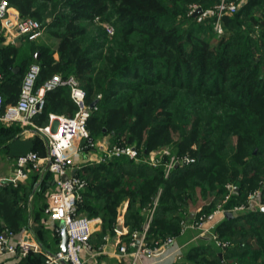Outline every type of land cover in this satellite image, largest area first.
Segmentation results:
<instances>
[{"label":"trees","instance_id":"obj_1","mask_svg":"<svg viewBox=\"0 0 264 264\" xmlns=\"http://www.w3.org/2000/svg\"><path fill=\"white\" fill-rule=\"evenodd\" d=\"M9 1L47 34L37 42L0 40L5 106L18 102L26 74L38 64L36 90L56 75L79 81L87 103L98 108L87 125L95 141L110 136L112 144L141 152L139 162L119 157L85 164L77 172L88 182L78 213L101 220L100 242L121 229L118 218L127 202L126 246L133 250V234L142 230L158 199L147 247L174 236L182 244L191 240L176 264H264V211L231 212L252 194L264 205V0H248L225 16L221 36L213 18L198 22L190 14L193 5L206 9L220 0ZM45 99L34 118L38 128L50 124V115L77 112L68 87L48 92ZM47 147L37 129L0 123L3 165L13 166L31 152L46 157ZM158 150L179 160L169 177L165 163L171 156L158 167L144 163ZM52 179L49 173L32 174L16 187L0 186V234L29 231L42 249L0 264H46V254L60 251L58 226L47 227L44 214ZM199 191L205 199L219 200L194 214L188 205L198 201ZM229 194L226 214L214 230L229 247L202 237L192 240L188 230L181 235L183 223L210 215Z\"/></svg>","mask_w":264,"mask_h":264},{"label":"built area","instance_id":"obj_2","mask_svg":"<svg viewBox=\"0 0 264 264\" xmlns=\"http://www.w3.org/2000/svg\"><path fill=\"white\" fill-rule=\"evenodd\" d=\"M243 2L244 0H220L215 6L205 10L198 5H193L190 14L193 15L195 10L201 8L202 14L197 17L198 22L213 18L214 31L221 36L224 34V17L237 13ZM106 30L110 35L113 33L110 27H106ZM44 31L45 27L39 21L30 17H22L10 5L9 0H0V40L4 44L15 43L20 37H27L29 41L36 42L43 36ZM40 69L38 64L30 67L24 78L20 97L16 104L5 106L4 97L0 94V123L7 125L18 123L22 127L37 129L47 139L49 151L46 157H41L34 152L18 157L15 161L14 171L7 177H0V186L11 184L16 187L21 183H25L30 175H42L48 171L53 176V188L48 192L44 214L49 221L64 224L67 246L66 253L60 251L55 255L46 254V264H86L83 253L90 249L89 244L94 233V225L99 223L100 219H90L78 213L82 192L88 187V182L77 173L74 176L71 175L74 170L79 171L81 169V165H77V159L78 157L82 158V155L86 152H97L96 150H98L103 151L102 155L96 157V160H91V163L101 164L119 157H126L139 162L141 152L132 146L114 145L105 147V144L95 141L91 137L87 125L92 114L98 108L96 105L91 107L87 103V93L81 87L79 81L74 78L64 79L56 75L36 90V81ZM59 87L69 88L71 99L77 107L76 114L73 117L50 115V124L38 128L34 124V118L42 113L45 107L46 94ZM27 135L30 136L31 133L29 132ZM161 152L165 156H171L169 151L164 150ZM183 161L189 162L188 158H184ZM169 163L171 165L165 164L166 177H169L170 172L179 164V160L172 156ZM148 164L158 167L161 161L156 158ZM65 175L68 178L63 181L62 178ZM226 188L230 193L234 191V186L230 184ZM229 197L230 194L210 215L199 217L191 225L183 223L181 235L187 230H192L198 233L194 240L198 237L208 236L218 247H229V243L220 240L214 231L226 214L223 205ZM157 204L158 199L151 209L142 230L133 234V240L130 243V247L135 249L132 253V264H136L142 255L156 254L172 246H176L174 252L178 260L181 258L183 247L176 245L177 237H168L164 242L156 243L153 248L146 246V236ZM258 205L260 208L264 207L262 204ZM243 208V205L237 206L231 212L237 214ZM122 233L119 231V234ZM17 237L14 232L9 230L0 234V250L10 257L17 256L21 258L28 256L30 253L42 252L41 247L30 233L20 235L18 239ZM137 241H139V245L136 244ZM120 251L126 253L127 248L121 246Z\"/></svg>","mask_w":264,"mask_h":264},{"label":"crops","instance_id":"obj_3","mask_svg":"<svg viewBox=\"0 0 264 264\" xmlns=\"http://www.w3.org/2000/svg\"><path fill=\"white\" fill-rule=\"evenodd\" d=\"M247 1L248 0H244L242 5L247 3ZM5 45H7V44H5ZM89 154H91V153H89ZM101 155H99V156H101ZM99 156H94V158H92V157L90 158L89 155H86V154L82 155V160H83L82 162L85 163L87 160L88 161L96 160L97 159L96 157H99ZM14 164H13V166L8 164L7 168L1 167L2 170L0 169V177L9 176L14 171V168H13V167H15ZM85 164L93 165L94 163L87 162ZM85 164L81 165V169L85 166ZM95 165H100V164H95ZM45 173H49V172L47 171ZM52 181H53V179H52ZM52 183L53 182H51V185L49 186V191L53 188ZM126 207H127V202L124 203L123 207L120 210L119 219L121 217L122 222H123V219L125 216ZM199 210H201V209H198V211ZM193 215L194 214H192V216ZM97 219H99V218H97ZM54 224H56L58 226L57 229L59 231L58 232L56 231L57 235L61 236V234H62L61 233V230H62L61 229V223L60 222H51L47 219V222H46L47 227L53 228ZM101 225L102 224H101V220H100V223H97V225H96V231H95L93 238H92V243H93L94 247L90 251L86 250L83 253V259L85 260L86 264H132V261H133L132 253L134 252L135 249L130 250V251L127 250L126 253H123L120 251V247L124 246L126 243L125 235L128 232V229L124 228V223H121V224L119 223V226H121V229L117 230L116 234L113 235L114 236L113 240L111 242L107 243L105 246H101L102 243L98 239V233L101 231ZM119 231H121L123 233L119 234ZM188 231H192V230H188ZM27 233H30L32 235V233L29 231H24L20 235H22V234L27 235ZM20 235H17L18 236L17 239L20 238ZM194 238L192 240H194ZM177 241H178V239H177ZM189 242L187 241L183 244L181 242L182 247L185 246L186 244H188ZM61 244H62V242H61ZM175 248H176V246H172V247H168V248L164 249L163 251L158 252L156 254L142 255L137 260V264H176L178 262V258L176 256V253L174 252ZM60 251H61V249H60ZM9 257H10L9 255H6L2 250H0V262L7 261L9 259Z\"/></svg>","mask_w":264,"mask_h":264},{"label":"rangeland","instance_id":"obj_4","mask_svg":"<svg viewBox=\"0 0 264 264\" xmlns=\"http://www.w3.org/2000/svg\"><path fill=\"white\" fill-rule=\"evenodd\" d=\"M209 8H211V7H209ZM206 9H208V8H206ZM205 10V9H204ZM105 28L106 27H109L107 24H105V26H104ZM47 30L45 29V31H44V33H43V36L40 38L41 40H46V34H47V32H46ZM39 39V40H40ZM38 40V41H39ZM37 42V41H36ZM12 44H14V43H12ZM11 44V45H12ZM10 45V44H9ZM0 79H2V75H0ZM98 143H102V144H105V147H112V146H114L115 144H112V140H111V138H110V136H104V137H102V138H100V139H98V141H97ZM48 148V150L47 151H49V147H47ZM97 152H86V153H84L83 155H89V157L91 158H94V156H99V155H101L102 153H103V151H98V150H96ZM161 151H164V150H158V151H153V152H151L149 155H148V157L145 159V161H144V163L145 164H147V165H149L148 163L150 162H152L153 161V159H156V158H158L160 161H161V164L160 165H162L163 164V162H164V157H165V154L163 153V152H161ZM166 151H169V150H166ZM89 153H91V154H89ZM163 153V154H162ZM93 154V155H92ZM172 157V156H171ZM80 157H78V159H79ZM77 159V165H83V164H85V163H87V162H89V163H91L90 161H86L85 163L84 162H82L83 160H82V158H80L79 160ZM170 160H171V158H170ZM170 162V161H169ZM169 162H166L168 165H171ZM165 163V164H166ZM7 166H8V164H5L4 163V165H3V163H0V168L1 167H4V168H7ZM149 166H152V165H149ZM176 168V167H175ZM199 195H198V201H196V202H193V201H190V204L188 205V210L191 212V213H196L197 211H198V209H201L202 208V206L204 205V204H206V203H209L210 201H217V200H219V198L218 199H213L212 197H208V198H203L202 197V195L200 194V191H199V193H198ZM47 195H48V192H47V194H46V201H47ZM256 196V194H252V195H250L249 196V199H248V202H247V204H244L243 205V209L241 210V211H239L240 213H245V212H249V211H256L257 209H259L260 207H259V205L258 204H260L259 202H257V198L255 197ZM223 203V202H222ZM221 203V204H222ZM257 209H256V208ZM234 209V208H233ZM126 210V209H125ZM200 211V210H199ZM124 221H125V219H123V222H122V220H121V217H120V219L118 218V222L121 224V223H124ZM194 222V221H193ZM193 222H191L190 224H187V225H191ZM61 223V225L63 224L62 222H60ZM100 223V222H99ZM96 225L97 224H95L94 225V233H95V231H96ZM124 228H126L125 226H124ZM57 233V232H56ZM94 233H93V235H94ZM189 234L191 235V237H190V239L192 238H194V237H196L197 236V234L198 233H196L195 231H189ZM113 235H107V237L105 238V240H104V243H102V245L101 246H105L107 243H109V242H111L112 240H113ZM93 238V237H92ZM92 238H91V241H90V244H89V246H90V249H88V251H90L94 246H93V243H92ZM202 238H206V239H209V237L208 236H205V237H202ZM177 239H178V241H177ZM179 239L180 238H176V245L177 246H182V244L179 242ZM197 239V238H196ZM195 239V240H196ZM124 247H126L127 248V246H126V243H125V245H124ZM184 247V246H183ZM127 252V251H126ZM137 264V263H136Z\"/></svg>","mask_w":264,"mask_h":264},{"label":"water","instance_id":"obj_5","mask_svg":"<svg viewBox=\"0 0 264 264\" xmlns=\"http://www.w3.org/2000/svg\"><path fill=\"white\" fill-rule=\"evenodd\" d=\"M201 14H202V9L199 8V9L195 10V12L193 13V17L196 18V17H198ZM38 56H39V54L36 55V57H38ZM94 106H95V103H93L91 105V107H94ZM184 164H187V162H184ZM177 167H178V165L176 166V168ZM76 172H77V170H74L71 175L74 176L76 174ZM67 178H68V176L65 175V176H63L62 179H63V181H66ZM261 210L264 211V207H261ZM61 229H62L61 230V233H62L61 234V236H62L61 251L63 253H66L67 235H66V228H65L64 224L61 225ZM136 244L139 245V241H137ZM63 264H66V263H63Z\"/></svg>","mask_w":264,"mask_h":264}]
</instances>
